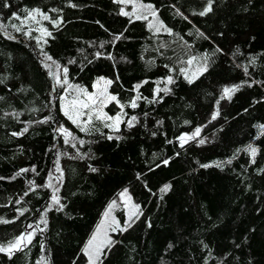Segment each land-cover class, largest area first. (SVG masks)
Listing matches in <instances>:
<instances>
[{"label": "trees", "instance_id": "16d2710c", "mask_svg": "<svg viewBox=\"0 0 264 264\" xmlns=\"http://www.w3.org/2000/svg\"><path fill=\"white\" fill-rule=\"evenodd\" d=\"M139 2L161 31L114 0H0V244L33 232L0 264H85L86 241L125 189L139 215L111 234L98 264H264V0H214L204 16L207 0ZM33 9L50 19L33 25ZM193 57L206 70L189 83ZM64 68L88 92L112 81L118 131L95 122L82 132L61 113Z\"/></svg>", "mask_w": 264, "mask_h": 264}, {"label": "snow or ice", "instance_id": "6c2138e0", "mask_svg": "<svg viewBox=\"0 0 264 264\" xmlns=\"http://www.w3.org/2000/svg\"><path fill=\"white\" fill-rule=\"evenodd\" d=\"M115 2L118 3H122L124 5H128L131 4L132 5V11L128 12L125 11V8H121L120 9V14L124 15V16H129V17H135V19H147L148 16L144 15L145 12H147L149 15H151L154 19L156 18V12L153 9L152 5H145L143 3H140L139 0H115ZM213 3L214 0H207L206 2V6L203 8L202 11H200L198 14L200 16H204L208 13H210L213 10ZM8 3L7 0H5L4 3V7H8ZM74 6V5H73ZM55 11V10H53ZM180 14V13H178ZM37 16L42 17L43 20H49V16L41 13L39 9H33V10H28L26 11V17L25 19H32L35 20ZM13 18L15 19H19V17L17 16L16 13H13ZM131 22V21H130ZM54 25H58L60 23V21H53ZM0 27H3L2 25H0ZM13 27H16L15 25H13ZM154 27V25H152L151 23L149 24V28ZM162 28H164V25L161 23L159 25V27H156V32H159ZM17 31H20L21 29L19 27L16 28ZM166 31H169L168 29H165ZM41 31L43 32L44 35H51V33L47 32L46 29H41ZM26 35L28 33H25ZM115 39H120V36L115 37ZM47 59L51 60V57H47ZM195 58L193 57L192 59H189L187 61L188 64H192L193 60ZM57 67H59L57 65ZM206 70V68L201 69V71ZM64 73H65V78L63 80L64 84H68L67 81V68L63 69ZM184 71V70H182ZM185 78L188 79L189 83H192L193 80L191 78H188L187 74L185 75ZM174 81L172 80L171 77L167 78L166 83L167 84H172ZM56 83L60 84L61 81L59 79V77L56 78ZM101 83L103 84V87H101ZM112 84L111 80H106L104 78H100L96 84L93 85V87L96 89V91L89 93L86 89L80 88L79 86H77V92L81 93L84 97V99H80L79 96H77L75 99H73L72 101L68 102V104L62 105V111L64 112V115L71 120V122L76 125L77 127L80 128V130L82 132H87L89 130V126L93 123V120H99L102 123H104V126L110 129H114L116 131L119 130L118 125L122 122V118L120 114H117L116 116H109L106 112L103 111L104 107L107 106V104L109 102H117L119 104L118 98L116 95H112L109 94L108 92V86H110ZM69 87H72L71 85H69ZM239 86H234L233 88L229 89V88H225L223 90L224 92V96L228 97L229 99L231 98L230 94L231 92H234L238 89ZM136 88H139V85L136 86ZM157 91H160V89H158ZM163 91L165 93H167L169 91V89L167 87H165L163 89ZM223 98V97H222ZM65 98L61 97V100L63 101ZM140 99L139 96H137L136 98H134L131 102H130V106L132 108H136L137 107V103L136 101ZM121 108V111H123L124 105L120 104L119 105ZM218 115V113H214L212 119H216V116ZM86 117V119H85ZM136 121V117L133 116L131 117V119L127 122L129 127L133 126V122ZM43 122V121H41ZM110 122V123H109ZM262 130H264V125H260L259 126ZM27 129H25L26 131ZM58 131L60 133H62L65 137V143L69 142V137H71V133L68 132L67 129H65L63 126H61ZM201 129L198 127L195 129V132L191 135H184L181 136L179 138L181 146H183L184 143H186L188 140H192L195 139L199 133H200ZM13 135H16V133H13ZM119 137H117L118 139ZM72 139H75L74 137H72ZM109 140L113 139L112 136L108 137ZM80 143H84L83 141H80ZM200 144L205 143L204 139H200L199 141ZM252 157H255L257 149L252 147L251 145L248 146L247 149ZM164 164H167L168 161L165 160L163 162ZM230 163V161H229ZM210 165H202V167H209ZM57 170H59V166H57ZM90 170L95 172L97 171V169L95 168H91L90 166ZM22 171H27L22 170ZM261 171H264V169H262ZM46 186H50V185H46ZM170 189V185H164L161 189L160 192L161 193H167ZM58 191V189H57ZM122 197H125L126 199H130V197H127V189L124 190V192H122L120 194ZM52 204L53 205H59V207L57 208V210H62L63 205H60V198L53 194L52 196ZM115 204V202H113V205ZM113 205H109V208H111ZM137 209L139 208V206H134ZM105 215H108V213H106ZM132 215H136V213H133ZM138 218V217H137ZM132 219V216H129V220ZM7 222V221H5ZM43 223L46 224V220L43 219L42 217V221ZM115 223V221H114ZM128 227L131 226V224L127 225ZM31 227V226H29ZM116 227H120L119 224H116ZM116 228H113V231H115ZM126 230V228L121 229ZM103 230L101 228L97 229V232L91 237V239L88 241L87 245L85 246L84 249H82V252L84 253L85 256L88 257V264H98V261L100 260V256L103 254V249L106 247H110L111 244L114 243V241H112L108 236H107V232L103 231V238H101L100 234ZM33 237V232H28V233H21L19 236L15 237L14 240L9 241L7 243V245H3L0 244V253H6L10 258L13 255V253L15 251H22L23 247H26L27 244L31 243V239ZM75 264V262H74Z\"/></svg>", "mask_w": 264, "mask_h": 264}, {"label": "rangeland", "instance_id": "374dc122", "mask_svg": "<svg viewBox=\"0 0 264 264\" xmlns=\"http://www.w3.org/2000/svg\"><path fill=\"white\" fill-rule=\"evenodd\" d=\"M115 1V0H114ZM121 4V8H125V11H128V12H131L132 11V5L131 4H128V5H124L122 3ZM144 15H147L148 18L146 19L147 23L148 24H152L154 25V27H152L151 29L156 32V27H159V25L161 23H159V21L157 20V18H153L151 15H149L147 12L144 13ZM135 18V17H134ZM41 20V17L37 16L35 20H31L33 23V25H35V23L39 22ZM37 30L38 29V26L37 27H32L31 30ZM163 29V28H162ZM161 29V30H162ZM160 30V31H161ZM40 33H43L41 31V29L39 30ZM205 66L204 64L199 60V59H195L192 64H188V66L186 67V70L184 72V77L185 75L187 74L188 78H191L192 80H194L195 78H197V76L200 74L201 72V69H204ZM65 78V77H64ZM100 78H98L94 84H96V82L99 80ZM105 79V78H104ZM64 80V79H63ZM63 80L61 81L60 84L64 85L65 89H64V94L61 96V97H64L65 99L62 101L61 100V97H60V100H59V106H60V111L61 113L64 115V112L62 111V105H65V104H68V102L72 101L73 99H75L77 96L80 97V99H84L83 95L81 93H78L77 92V85L75 84H64L63 83ZM107 80V79H106ZM188 81V79H186ZM93 84V85H94ZM69 85H71L72 87H69ZM101 87H103V84L101 83ZM109 87L108 86V92H109ZM96 91V89L93 87L92 88V91L89 92V93H92ZM110 94V92H109ZM111 103H114L116 106H118L119 108V111L115 114V115H109L107 112H106V107L109 106ZM120 104H118L117 102H109L107 104L106 107H104L103 111L106 112L109 116H116L117 114H120L121 115V118L123 120V112L121 111V108L119 106ZM65 116V115H64ZM66 117V116H65ZM67 118V117H66ZM68 119V118H67ZM86 119V117H85ZM69 120V119H68ZM71 121V120H69ZM95 122H98L100 123L101 125L104 126V123H102L101 121L99 120H93V123L89 126L91 127ZM110 123V122H109ZM122 123V122H121ZM120 123V124H121ZM120 124L118 125V128L120 127ZM76 126V125H75ZM105 127V126H104ZM79 128V127H78ZM80 129V128H79ZM110 129V128H108ZM110 130H114V129H110ZM124 192L121 191L120 194ZM118 195V198L111 201L107 207L105 208V210L103 211L99 221L97 222L94 230L92 231L90 237L88 238V240L86 241L85 245H84V248L85 246L87 245L88 241L91 239V237L97 232V229L98 228H101L103 231H106L107 232V236L111 239V234L114 233L115 231L117 230H121L123 227H125L126 225H128L130 223V221L136 217L137 215H139V208L137 209L136 207L134 206H137L138 204H136L131 195L129 194L128 190H127V197H130V199H126L125 197H122L121 195ZM113 202H115V204L113 205ZM109 205H113L111 208H109ZM118 209H122V211L124 212V221L121 220V218H119L117 215H116V211ZM106 213H108V215H105ZM133 213H136V215H132ZM129 216H132V219L129 220ZM115 221V223H114ZM116 224H119L120 227H116ZM113 228H116L115 231H113ZM103 231L101 232L100 236L101 238H103ZM83 248V249H84ZM105 249V248H104ZM103 249V251H104ZM86 257V263L85 264H88V257ZM101 257V256H100ZM99 262V261H98Z\"/></svg>", "mask_w": 264, "mask_h": 264}]
</instances>
